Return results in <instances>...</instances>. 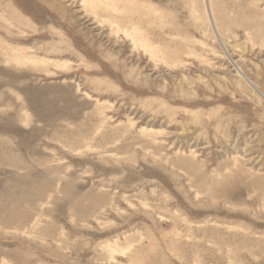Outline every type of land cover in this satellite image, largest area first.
Returning <instances> with one entry per match:
<instances>
[{
	"label": "rangeland",
	"instance_id": "obj_1",
	"mask_svg": "<svg viewBox=\"0 0 264 264\" xmlns=\"http://www.w3.org/2000/svg\"><path fill=\"white\" fill-rule=\"evenodd\" d=\"M89 1L0 0V264H264V0Z\"/></svg>",
	"mask_w": 264,
	"mask_h": 264
},
{
	"label": "bare ground",
	"instance_id": "obj_2",
	"mask_svg": "<svg viewBox=\"0 0 264 264\" xmlns=\"http://www.w3.org/2000/svg\"><path fill=\"white\" fill-rule=\"evenodd\" d=\"M89 2H90V4L92 6H94L96 8H97V6H102L105 9H108V10L117 11V4L114 3L113 0H90ZM210 4L211 3L208 4V6H210V7H208L207 11L205 10L206 14L208 13V18L207 19L211 22V24L214 26V28H216L215 30L217 31L219 29V27L217 26L218 24L215 23V19H214V16H213V11H212L213 8H211ZM133 24L134 23L131 22V25H130L131 28L130 29H126L125 30L126 33L133 38V40L136 42V44H139L141 47H143V49H145L146 52H149L152 56L155 53H159L158 47L148 41V39L145 37V35L141 31V29L136 26L137 24L136 25H133ZM217 34H218L219 38H221L220 33H217ZM13 59L14 60H20L21 56H14ZM26 59L27 60H31V61H35V62H40V61L43 60V59H37V58H34V57H28V56H26ZM44 61L45 62H49V61H52V60H44ZM59 66H65V65H59ZM237 72L248 84L252 85V83L249 82V80L246 78L245 74L243 73V71L239 67H237ZM143 130L145 131L146 129H143ZM110 249H111L112 252L116 251V247L114 248V247L111 246Z\"/></svg>",
	"mask_w": 264,
	"mask_h": 264
}]
</instances>
